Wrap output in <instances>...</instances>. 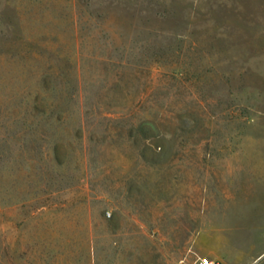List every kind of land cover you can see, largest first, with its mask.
I'll return each instance as SVG.
<instances>
[{"label":"rangeland","instance_id":"1","mask_svg":"<svg viewBox=\"0 0 264 264\" xmlns=\"http://www.w3.org/2000/svg\"><path fill=\"white\" fill-rule=\"evenodd\" d=\"M261 225L264 0H0V264H246Z\"/></svg>","mask_w":264,"mask_h":264},{"label":"crops","instance_id":"2","mask_svg":"<svg viewBox=\"0 0 264 264\" xmlns=\"http://www.w3.org/2000/svg\"><path fill=\"white\" fill-rule=\"evenodd\" d=\"M255 226V225H254ZM253 226V227H254ZM252 228V227H249L248 225H243L242 227L240 226H238V227H236V228ZM230 228V227H229ZM260 228H261V230H263V233H262V236H263V238H264V226L263 225H261L260 226ZM227 238H228V240H229V242H228V244L230 245V243H231V237H230V234H229V236H227ZM222 264H236L235 262H233L230 258H228V259H225V258H223L222 259ZM246 264H264V248L263 249H261V250H259V252H258V254L255 256V257H253L249 262H247Z\"/></svg>","mask_w":264,"mask_h":264},{"label":"built area","instance_id":"3","mask_svg":"<svg viewBox=\"0 0 264 264\" xmlns=\"http://www.w3.org/2000/svg\"><path fill=\"white\" fill-rule=\"evenodd\" d=\"M199 263L200 264H211V261L206 257H202L199 259Z\"/></svg>","mask_w":264,"mask_h":264}]
</instances>
